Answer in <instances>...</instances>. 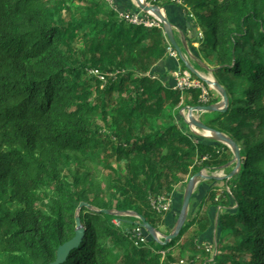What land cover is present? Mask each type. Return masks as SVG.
<instances>
[{"label": "trees", "instance_id": "trees-1", "mask_svg": "<svg viewBox=\"0 0 264 264\" xmlns=\"http://www.w3.org/2000/svg\"><path fill=\"white\" fill-rule=\"evenodd\" d=\"M82 2L71 12L60 0H0V264L54 263L77 213L84 237L59 264H264V0L181 3L192 17L208 5L199 48L215 81L227 79L228 106L219 120L198 119L239 146L229 180L230 149L178 125L181 102L200 106V93L182 94L154 70L168 57L162 29L130 25L114 2ZM91 157L103 167L96 177ZM204 171L224 174L201 181L215 186L163 244L172 231L160 233L164 215L150 199ZM211 208L220 229L213 257L201 241ZM140 218L158 241L140 242Z\"/></svg>", "mask_w": 264, "mask_h": 264}, {"label": "water", "instance_id": "water-1", "mask_svg": "<svg viewBox=\"0 0 264 264\" xmlns=\"http://www.w3.org/2000/svg\"><path fill=\"white\" fill-rule=\"evenodd\" d=\"M133 1L138 10L144 13H150L159 20L162 26V32L164 36L166 37V39L168 40L169 44L174 49V51L177 53L179 59L183 63H185L187 69L193 72L191 67L184 61L181 48L177 45L175 38H174L173 26L171 22L167 19L162 9L157 5H147L142 0H133ZM205 82L214 87L217 94L221 98V102L216 103V104L207 105V106H196V107L185 108L187 109V112H188L186 123L189 125V127H192L197 131L204 132L205 134L208 135L207 136L208 138L227 146L231 150L234 156V161L236 163V166H235V169L230 174L223 176V178H225L226 180H229L236 174L237 170L240 167L241 159H240L239 146L231 138L223 135L222 133L218 131H214L210 129L207 125H205L202 121H200L198 117H195L194 115V113L204 114V113L224 112L228 106V97H227L225 90L216 81L206 80ZM218 179H222V177H218L217 175L205 176L202 172H198L187 181L186 188H185L184 195H183L182 205H181L180 213L177 218L176 225L174 229L172 230V232L169 235L164 237L163 244H166L170 240H173L174 238H176L179 232L181 231L182 227L185 225L186 220H187V215H188V207L192 199L193 193L198 183L200 182V180H218ZM82 206L88 207L87 204H80L78 210ZM140 221H141V226L143 227L144 231L148 234V236L151 239H153L154 241H158V238L162 237L152 226H150L144 220V218H140ZM84 234L85 232H84V229L81 227L80 218L77 213V217L75 218V235L71 240H69L68 242L58 247L57 252H56V260L52 264H59L63 262L68 256L69 252L80 244V242L82 241L84 237Z\"/></svg>", "mask_w": 264, "mask_h": 264}, {"label": "rangeland", "instance_id": "rangeland-1", "mask_svg": "<svg viewBox=\"0 0 264 264\" xmlns=\"http://www.w3.org/2000/svg\"><path fill=\"white\" fill-rule=\"evenodd\" d=\"M63 4L60 5V8L61 9H67L68 11H75L77 10L79 7H81V5L83 4V0H60ZM106 3H107V0H105ZM143 1V0H142ZM113 2V0H112ZM161 2H163V0H161ZM165 3L167 4H175V5H179V4H176V3H172L171 1L169 0H165ZM136 7V6H135ZM207 7L208 5H206L204 8H200V9H197L196 10V13H195V16H193L194 18V21H195V28L198 27V32L195 31V29H192L191 30V33L193 34V43H196L197 46L194 48L193 46H191L190 48H192V51L191 53L192 54H197L198 56H200V59L204 58L203 57V52H202V49L199 48V44H200V40H199V34L202 32L201 29L203 30L205 27H206V24L208 22V13H207ZM116 9V8H115ZM187 10V9H186ZM133 13H135V11H132ZM66 14L65 16V19L68 21L71 19V15L68 13V12H64ZM126 13V12H125ZM186 13L189 15L188 11H186ZM126 15V14H124ZM154 16V15H153ZM150 18H152V16H149ZM160 28L162 29V26L160 25ZM149 29V28H148ZM190 53V54H191ZM187 54V51L185 49V47L182 48V55L183 57ZM190 58V57H189ZM205 60V59H204ZM182 62V61H181ZM206 62V61H205ZM187 63V62H186ZM208 64V67H209V70H210V73H212L210 67L214 65L213 61L209 59L208 62H206ZM218 78L217 81H219V85L222 87L224 86L225 88L228 86L227 84V79L224 78V77H221L219 75H217ZM214 80V79H213ZM215 81V80H214ZM223 88V87H222ZM225 88H223L225 90ZM226 92V90H225ZM213 95V98L217 99L218 94L216 92V90L214 89H211L210 90V95ZM227 94V92H226ZM216 95V96H215ZM228 97V96H227ZM118 98L117 95H115V99ZM119 99V98H118ZM118 99H116V101L114 100V102H117ZM217 103H220L221 102V98L217 99ZM187 100L182 104L180 105H183L181 109H179L178 113L180 114V116L183 118V122L184 123H178L179 127L181 128V130L186 133L187 135H189L191 138L195 135V136H198L196 134H194L192 132V130H190L189 128V125L186 123V118H187V107H190V106H187ZM195 117H198L196 113H194ZM221 112L218 113V112H214V113H204V115L201 117V120L204 122V123H209L211 120H219L221 118ZM215 123V122H214ZM194 134V135H193ZM224 135V134H223ZM208 136V135H207ZM198 138L200 139V137L198 136ZM206 141L207 143H211L209 142L210 138L207 137V139H200V141ZM213 143H216V142H213ZM231 151V150H230ZM232 153V152H231ZM88 165H89V168H90V173L93 175V176H98L99 173H103V167L98 163V159L94 158V157H91L89 158V162H88ZM67 167H70V164H68ZM72 167V166H71ZM116 169H120L122 171H124V167L122 164H118V165H115L114 166ZM86 169L88 170V167L86 166ZM205 176H207V173L204 171L202 172ZM215 174L217 176H220V175H223L221 172L217 171L215 172ZM214 174V175H215ZM201 181H206V180H200V185L201 184H207V183H203ZM185 183V182H184ZM182 184L181 186L179 185L178 187H176V189L173 190V194H174V199H173V206L172 208L170 209V211L168 213H166L164 215V223L159 227V230H160V233L162 234H165V233H168L169 231H172L176 225V222H177V218H178V215L180 213V209H181V205H182V200H183V195H184V191H185V184ZM198 183V184H199ZM210 186H215V184L213 183H208V188ZM218 186V185H217ZM101 188L102 190L104 189V184L101 185ZM204 189H205V185H203V187H200V189L197 191V194L195 197H193V199H191L190 201V204H189V211H188V215H187V220H190L194 215H192V211L194 210L196 204L198 205L202 199V197L205 195L206 191L204 192ZM195 213H196V210H195ZM217 212L214 211V208H211L210 209V219H211V227L209 228V230L203 235L202 237V244L205 243L206 245H214L218 243L219 241V235H220V229H219V226L217 224ZM115 215H119L118 213H114ZM186 220V221H187ZM117 219L115 218L114 219V223H118L116 222ZM215 251L213 250H210L208 251V254H210L211 257H213L215 255L214 253Z\"/></svg>", "mask_w": 264, "mask_h": 264}, {"label": "built area", "instance_id": "built-area-1", "mask_svg": "<svg viewBox=\"0 0 264 264\" xmlns=\"http://www.w3.org/2000/svg\"><path fill=\"white\" fill-rule=\"evenodd\" d=\"M143 1L147 5H152V4L147 3L146 0H143ZM156 1H161V0H156ZM169 1H171L172 3H176V4L182 3V0H169ZM107 2L111 5L112 0H107ZM124 14H126V15H124ZM124 14L119 13L120 18H123L130 25L142 26L145 28H160L161 24H160L159 20L150 13H144V12L138 10L135 13L126 12ZM149 16H152V18H150ZM199 36H200L199 38L202 37L201 33L199 34ZM167 54H168V57H174V58L178 57L177 53L171 47L168 40H167ZM187 55H190V51H187V54L183 57L184 61L186 59H188ZM88 75L96 77L97 79H99L103 83L106 81V76L102 75L100 72H98L96 70L89 71ZM109 76H114V74H110ZM206 80L214 81V80H212L208 77H205L203 75L193 74L191 71L179 69L177 72L174 73L172 86H173L174 90H177L182 94L190 93L193 91H198L200 93L199 99H198L200 106H207V105H211L212 104L211 102L214 99L213 95L212 94L210 95V90L214 89V87L207 84L205 82ZM186 120H187V118H186ZM191 130L196 135L201 136L203 138H207V134H205L204 132L197 131L192 127H191ZM173 199H174V194H171L168 197H164V196L162 197L161 196V197H157V198H151L150 204H151L152 209H154V211H156V213L165 215L172 208ZM137 232H141V234H139V235H141L140 242H144V241L148 240V235L145 233L144 230L138 229ZM204 247L206 248L207 251L213 250L211 245H209V246L204 245Z\"/></svg>", "mask_w": 264, "mask_h": 264}, {"label": "crops", "instance_id": "crops-1", "mask_svg": "<svg viewBox=\"0 0 264 264\" xmlns=\"http://www.w3.org/2000/svg\"><path fill=\"white\" fill-rule=\"evenodd\" d=\"M163 1L165 2V0H163ZM113 2L115 3L114 7H116V9L119 11V13H123V14L125 12H127L128 10H131L133 7H135V3L133 0H113ZM113 2L111 3V5H113ZM135 8H137V7H135ZM161 9L164 12V14L166 15L167 19L171 22V24L173 26L174 38H175L177 45L181 48V51H182V48L185 47L186 51H190V53H191L192 48H190V47L193 46L195 48L197 46L196 43H193L194 40H192L193 34L191 33V30L195 29V31H198V29H199L198 27L195 28L196 24H195V21H194V18L192 17V15L191 14L188 15L186 13V8L182 4H179V5L166 4ZM187 57H188V59H186L185 61L191 67L193 74H200V75L208 77L212 80L213 79L215 80V78L213 76V72H214L213 67L212 66L210 67V69L212 71V73H210L208 64L206 63L209 60H207L205 58L200 59V56H198L196 53L195 54L191 53L190 55H187ZM179 69H182V68H181V60L178 57L177 58L167 57L165 60L161 61L154 68V70L157 73L164 76L162 78V81L167 85L169 84L170 86L173 85L174 73L177 72ZM217 98L220 99V96ZM202 115L203 114L201 113L199 118H201ZM197 116H198V114H197ZM189 129L191 130V128H189ZM221 173L224 174V171ZM222 176L223 175H220L218 177H222ZM218 180H220V179H218ZM203 185H205L204 192L207 191L211 187L210 186L208 188V183L207 184H201L198 187H196L197 188V189H195L196 192L200 189V187H203ZM197 209L198 208H197V204H196L194 210L191 212L192 215H194V214L196 215L195 210L197 212ZM188 211H189V209H188ZM205 246H206V244H205Z\"/></svg>", "mask_w": 264, "mask_h": 264}, {"label": "clouds", "instance_id": "clouds-1", "mask_svg": "<svg viewBox=\"0 0 264 264\" xmlns=\"http://www.w3.org/2000/svg\"><path fill=\"white\" fill-rule=\"evenodd\" d=\"M198 32V31H197ZM167 40V39H166Z\"/></svg>", "mask_w": 264, "mask_h": 264}, {"label": "flooded vegetation", "instance_id": "flooded-vegetation-1", "mask_svg": "<svg viewBox=\"0 0 264 264\" xmlns=\"http://www.w3.org/2000/svg\"><path fill=\"white\" fill-rule=\"evenodd\" d=\"M216 175V174H215Z\"/></svg>", "mask_w": 264, "mask_h": 264}]
</instances>
